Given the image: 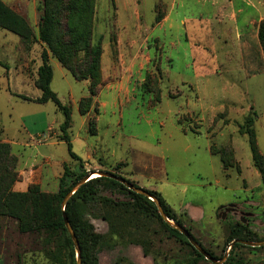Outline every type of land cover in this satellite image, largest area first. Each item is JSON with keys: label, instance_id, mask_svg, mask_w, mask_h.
<instances>
[{"label": "rangeland", "instance_id": "rangeland-1", "mask_svg": "<svg viewBox=\"0 0 264 264\" xmlns=\"http://www.w3.org/2000/svg\"><path fill=\"white\" fill-rule=\"evenodd\" d=\"M3 1L27 18L33 27L36 22L34 28L37 30L40 18L37 8L43 0ZM171 2L172 0H96L94 43H101L103 47L102 63H105L106 71L101 72L102 83L97 92L102 93L108 82H115V90L104 91L101 96V102H106L107 106L102 108L104 113L97 127L99 132L89 135V143L96 148V157L92 163H84V169L88 174L99 171L120 174L142 189L160 192L177 215L181 216L185 229L193 238L210 255L212 253L221 260H216L212 255L215 262L196 258L190 247L162 232L155 223L143 232L150 242V254L145 255L140 245L128 239L112 236L109 245L99 253V264H118L122 261L124 264H264V246L241 244L232 250L228 243L233 230H239L242 237L255 242L264 241V180L253 165L248 135L238 132L236 124H244V116L236 115L237 123H229L223 132L219 131L218 122L211 129L200 128L198 132L189 131L184 134L177 124V114L185 109L188 102L183 97L172 99L165 95L173 89L165 78L166 75L160 72L162 67L166 74L172 76L173 71L166 61L167 56L171 57L170 49H167L169 42H166L165 53L160 56L164 62L159 65L155 47L159 32L146 30L147 27L151 28L156 18L169 10ZM185 4V8L179 7L177 10L181 15L185 12H198L194 5L191 4L190 7L189 3ZM4 33H7L9 39H5ZM145 35L150 37L149 47L146 49L149 48L151 55L111 52L110 45L118 50L123 48L122 44L115 46L119 36L125 42H140ZM6 42L10 43L8 46L15 50L17 56L13 66L6 61L0 63L1 141L11 146L12 142L16 143L11 149L20 163L31 162L33 159L41 162L46 156H50L53 162L62 159L73 162L66 142H59L55 138L49 140L50 144L55 142V146L23 147L28 140L27 129H32V136L37 140L34 136L37 132L47 133L45 122L57 120L55 132H60L64 115L52 102L37 104L34 101L41 93L32 78L36 76L44 47L41 44L26 45L17 35L0 29V43ZM137 49L139 45L133 51ZM184 57L186 55L182 56ZM0 60H3L1 55ZM185 60L186 58L181 59V66ZM133 61L137 65L144 63L145 67L136 75L137 78L133 77L129 85L128 68ZM51 64L54 68L51 88L64 104L72 107L73 125L69 134L81 133L82 138L78 101L86 93V97L90 96V82L77 81L64 68H60L67 75L65 78L56 66L58 64L62 67L59 62L53 59ZM107 72L110 73L109 80L106 78ZM161 79L164 80L161 82ZM146 80L147 86L144 85ZM156 80L160 81L158 86L164 93L160 99L154 91L149 90L151 86L155 87ZM254 80L264 83V73L252 79V87ZM216 85L219 86V82ZM220 90L221 88L219 92ZM255 91L260 96L256 110L261 117L264 86ZM20 96L30 100H23ZM249 104L250 101L242 105L247 108ZM96 111L98 112L97 108ZM249 115L254 120L257 116L254 112L252 115L248 114L245 120ZM261 124L258 127L252 125V131L256 129L258 135L254 134L257 148L264 155V125ZM47 136L43 135L44 138H48ZM82 141L76 142L73 150L83 156L80 149ZM230 144L241 148L242 164L227 167L226 171L220 156L211 154L209 149L214 147L216 150ZM78 165L77 162L73 169L76 170ZM56 169L62 171L57 165L49 171L51 181L50 185L44 187L45 191H58L59 181L54 179ZM84 216L95 226L97 232L109 233L110 228L105 220L96 219L88 213ZM0 264L68 263L66 250L59 236L45 231L21 232L17 219L4 216L0 218Z\"/></svg>", "mask_w": 264, "mask_h": 264}, {"label": "trees", "instance_id": "trees-1", "mask_svg": "<svg viewBox=\"0 0 264 264\" xmlns=\"http://www.w3.org/2000/svg\"><path fill=\"white\" fill-rule=\"evenodd\" d=\"M37 9L40 18L35 30L27 18L0 0V29L17 35L26 45L41 44L44 47L41 65L34 76L35 87L41 92V96L34 101L40 104L52 102L58 111L62 112L64 122L60 127L62 133L60 139L66 142L72 159L79 165L75 170L64 164V171L59 178V189L55 193L43 190L39 184H30L25 191H14V185L21 181L19 158L12 153V146L9 143L1 141L0 123V218L14 217L19 222L21 232L45 231L47 234L59 236L66 250L68 264H77V256L74 242L64 222V213L79 242L82 264H99V253L109 245L112 236L128 239L140 245L145 255L150 254V242L143 232L155 223L162 232L190 247L196 258L205 260L206 258L182 233L161 217L155 202L114 179L99 176L92 178L70 197L63 210L64 199L88 172L84 169L82 159L72 149L69 135L73 123L72 107L64 104L51 88L54 78L51 60H57L75 80L90 82V96L82 97L79 101V112L86 116L93 107L94 99L99 95L97 88L102 83L100 80L101 72L103 73V47L101 43H94L96 0H43ZM259 40L264 52V20L260 23ZM148 80L144 85H148ZM159 84L160 81L156 80L155 87L149 85L151 86L149 90L154 91L156 97L160 99L162 90ZM20 98L30 100L25 96ZM253 122L254 117L249 115L244 124L240 125V133L248 135L254 167L259 170L264 180V155L258 151L255 134L252 131ZM88 124L91 135H96L98 131L96 117H91ZM211 151L220 156L225 170L230 166H239L231 148L222 147L215 150L212 147ZM113 174L122 177L120 174ZM125 180L140 188L135 182ZM144 190L159 200L169 220L185 228L181 216L177 215L160 192ZM85 213L96 219L105 220L110 228L109 233L97 232L95 226L85 218ZM242 239L255 242L242 237L239 230H233L228 243ZM238 246L241 244L235 243L232 250ZM211 255L214 257L212 253ZM118 264L124 263L122 261Z\"/></svg>", "mask_w": 264, "mask_h": 264}, {"label": "crops", "instance_id": "crops-1", "mask_svg": "<svg viewBox=\"0 0 264 264\" xmlns=\"http://www.w3.org/2000/svg\"><path fill=\"white\" fill-rule=\"evenodd\" d=\"M186 2L190 4V7L191 4L194 5V7L198 9V12L195 14L185 12L182 15L177 12L179 7L185 8ZM263 20L264 0H172L169 10L162 13L158 19L156 18L150 29L147 27L146 30L145 28L146 32H159V35L155 39L156 53L159 55V65H162L164 62L163 57L160 56L165 53L166 42H169L167 49H170L169 54L171 57L167 56L166 61L173 71L172 76L166 74V71L162 70V67L160 72L166 75L165 78L173 87L171 92L165 95L172 99L183 97L185 98L184 100L188 102L185 109L179 111L177 114V124L181 127V131L184 134H187L189 131L198 132L200 128L211 129L217 126L216 124L218 122H220L219 131L223 132L225 127L229 126V123H237L238 118L236 115L244 116L243 119L245 122V118L248 114L254 112L257 116H255L253 125L257 127L261 126V123L264 125V106L262 109L263 115L259 117L256 106L259 105L257 101L260 96H258V92L255 91L256 89H260L262 85L264 86V83L254 80L253 87L250 83L257 75L264 73V52L259 40V27ZM34 27H36V22ZM3 36L5 39H9L7 33H4ZM148 37V35H145V38L140 42H125L123 39L121 40L119 36V40L115 46L118 47L122 44L123 48L118 50L113 45H110L111 52L117 54L127 52L131 55L137 53L151 55L149 48L146 49L147 46L149 47L148 39L150 37ZM8 45H10L9 42L0 43V55L3 59L0 60V63L6 61L7 64L13 66L17 54L15 50ZM137 45H139V49L133 51ZM39 46L41 47V45ZM183 55H186V57L182 58ZM185 58L184 65L181 66L180 61ZM125 63L126 62H124V65H126ZM104 64L105 63L102 65L103 72L105 73ZM40 65L41 62L37 65V69ZM56 66L62 73L63 71L61 70L63 69L60 68L63 67H59L58 64ZM144 67V63L137 65L136 61L130 64L128 68L130 70L128 84L132 83L133 77L140 74V71H142ZM110 73L107 72V80H109ZM62 74L66 78L67 75L65 73ZM186 75H188V77ZM32 79L34 83V77ZM163 80L164 79H161V82ZM216 82H219V86L216 85ZM217 87L221 88L220 92V88L218 89ZM110 90H115V82H108L107 86L104 88L105 92H110ZM104 91L94 99L93 107L86 116L80 114V100L78 101L77 111L82 118L83 136L81 138V133L74 135V133L71 132V134H69L73 147L72 149H74V144L76 142L83 140L81 143L82 147L80 148L83 156L81 154H76L74 150L73 152L81 158L85 164L89 162L92 163L96 157V148L89 143V135H91V133L88 123L89 119L93 117V115H96L97 127H99V121L102 118L101 115L104 113L102 112V108L107 106L106 102H101V96ZM40 96L41 94L36 96L34 100L40 98ZM162 96H164V93H162ZM118 99H121L119 95ZM248 101H250L249 106L244 108L242 104L248 103ZM96 108L98 112H95ZM56 122L57 120H52L50 123L45 122L47 133L37 132L34 135L38 141L32 136V129H27L28 140L24 143L25 145H23V147L55 146V142L49 143V140L53 138L59 140V142H65L60 139V135L62 134L61 131L55 132ZM119 122L121 123L120 120ZM62 124H60V127ZM236 125L238 126V132H240V125L243 124L237 123ZM108 127L109 123L106 125V128ZM98 132L99 131H97V133ZM254 132L257 134L256 129ZM45 134L48 135V138L43 137ZM15 144V142H12V147ZM224 147L231 148L234 151L237 164L241 165L242 153L239 145L235 146L230 144ZM209 151L213 154L211 148ZM64 164L76 168L77 162L74 160L73 162H68L66 159L53 162L50 156L43 157L41 162H36V160L33 159L31 162L20 163L19 159L21 181L15 185V189L18 191H25L30 184H39L44 190L45 186L50 185L51 178L49 171L53 170L55 165L61 167L62 171L56 169L54 177L55 180L59 181L64 171ZM250 164L251 162H249V165Z\"/></svg>", "mask_w": 264, "mask_h": 264}, {"label": "water", "instance_id": "water-1", "mask_svg": "<svg viewBox=\"0 0 264 264\" xmlns=\"http://www.w3.org/2000/svg\"><path fill=\"white\" fill-rule=\"evenodd\" d=\"M94 174H97L99 177H107L110 179H114L120 183H122L123 185H125L128 189L144 195L146 197H148L150 200H152L153 202H155L158 211L161 215V217L167 221L168 223H170V225H172L174 228H176L180 233H182L187 239L188 241L191 243V245L201 254L203 255L207 260H210L212 262H215L214 258L193 238V236L191 235V233L189 231H187L185 228L176 225L175 223L172 224L171 220H169V218L165 215V212L161 206V203L159 202V200L157 198H155L154 196H152L149 192H147L146 190L142 189V188H137L135 187L132 183H129L128 181H126L124 178L119 177L113 173L110 172H103V171H99V172H91L89 173L87 176H85L72 190L71 192L67 195V197L64 199L63 203H62V207L63 210H65V206L67 204V202L69 201L70 197L86 182H88L89 180L92 179V176ZM64 217V222L66 225V228L74 242L75 248H76V256H77V264H82L81 263V250L79 247V242L77 240V237L72 229V226L66 216V214H63ZM235 243H240V244H244L246 246H252V247H262L264 246V241L261 242H250V241H244V240H235L231 243V248L235 245Z\"/></svg>", "mask_w": 264, "mask_h": 264}, {"label": "bare ground", "instance_id": "bare-ground-1", "mask_svg": "<svg viewBox=\"0 0 264 264\" xmlns=\"http://www.w3.org/2000/svg\"><path fill=\"white\" fill-rule=\"evenodd\" d=\"M98 175L97 174H94L93 176H92V178H95V177H97Z\"/></svg>", "mask_w": 264, "mask_h": 264}]
</instances>
